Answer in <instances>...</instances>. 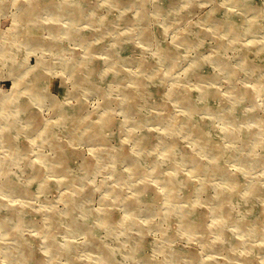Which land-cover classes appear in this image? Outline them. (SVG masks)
Masks as SVG:
<instances>
[{"label": "rangeland", "instance_id": "1", "mask_svg": "<svg viewBox=\"0 0 264 264\" xmlns=\"http://www.w3.org/2000/svg\"><path fill=\"white\" fill-rule=\"evenodd\" d=\"M32 1L0 0V264H264V0Z\"/></svg>", "mask_w": 264, "mask_h": 264}, {"label": "bare ground", "instance_id": "2", "mask_svg": "<svg viewBox=\"0 0 264 264\" xmlns=\"http://www.w3.org/2000/svg\"><path fill=\"white\" fill-rule=\"evenodd\" d=\"M83 1V0H82ZM116 1H119V0H116ZM162 1V0H161ZM168 1V3L170 4V3H174L175 4V2L173 1V0H167ZM238 1V0H237ZM80 2V1H79ZM156 2H158V1H156ZM39 3V2H38ZM174 4H171L170 6L172 7ZM162 6V5H161ZM175 6V5H174ZM177 6V5H176ZM51 8H54V5H51L50 6ZM35 9H37V6H36V0H33L32 1V4L30 5V6H28V7H22L21 8V11L23 12V17L24 16H26L25 18H28V17H32V14H33V11L35 10ZM116 10V9H115ZM220 12V11H219ZM218 12V13H219ZM129 16V15H128ZM107 17V16H106ZM229 18V20H227V22H225V23H221V24H218V25H216V11L215 12H212L207 18H205L206 20H208V21H211L212 23H213V21L215 22V26H216V30L217 31H220L221 32V35L223 36V38L225 37V36H231V33H233V32H235V33H239L240 31L239 30H237V29H233V26L235 25V23L233 22V20L232 19H230V17H228ZM227 18V19H228ZM233 18V17H232ZM41 26V25H40ZM179 32V31H178ZM24 33V32H23ZM182 37H184V39L183 40H186L187 42H188V44L190 43V40L188 41V38H187V36L185 37V36H183L184 35V32H181V34H180ZM27 37V36H26ZM146 37V36H145ZM257 37V36H256ZM187 38V39H186ZM195 39V38H194ZM57 42V41H56ZM55 42V43H56ZM82 42L83 43H85L86 44V46L90 43V38H88V35L87 36H83L82 37ZM161 46H160V49H161V53L164 55V56H166L167 54H170V52H171V49H172V47L171 46H167L166 44L164 45H162V44H160ZM219 45L220 46H224L225 44H223L222 42H219ZM102 47V45H100L99 47H98V49H100ZM128 47V46H127ZM126 47V48H127ZM124 49V48H123ZM202 50V49H201ZM249 52V51H248ZM248 57V56H247ZM216 58H218V57H216ZM219 59V58H218ZM254 61V60H253ZM38 62V61H37ZM90 61L89 60H82L81 61V63H80V65H82L83 67H86V65L89 63ZM49 65H50V63H49ZM93 67V66H92ZM98 67V66H97ZM204 67V66H203ZM44 68H47V66L45 65V66H33V67H31V68H29V69H26V70H24L25 71V73H23V75L22 74H20V75H17V78H18V87H19V85H24V84H26L27 85V87H25V88H20L19 90H17L18 91V94H19V96H16L15 97V102H17L18 103V107H19V109H18V111H19V113L22 115V117L24 118L25 116H28V119L30 120V122H33L32 120H34L35 121V123H36V125H35V127H33V126H31V127H29V130H27V131H34L35 132V136L34 137H37V138H42L43 137V135L41 134V129L43 128L42 126H40L39 125V122H38V120H36L35 118H33V117H29V113H30V111H29V108L31 107L30 106V104L29 103H27L28 102V100H30V99H35V103L34 104H38L39 103V101H40V99H41V97H43L44 95L46 96V94H41L42 93V91H41V75H40V71L42 70V69H44ZM95 70V69H94ZM238 72V71H237ZM92 73V72H91ZM24 75H26V77L24 78ZM95 75V74H94ZM236 76V75H235ZM91 77V76H90ZM90 77H88L85 81L83 80V82H86V81H89L88 83H86L88 86H91L92 87V89H97L96 88V86L94 85V84H92V83H90V82H93V80L90 78ZM94 83V82H93ZM44 86V85H43ZM147 86V87H146ZM144 87V89L145 88H148L149 90L150 89H153V86L152 87H150V82H148L147 84H145V86H143ZM263 87V86H262ZM23 90V91H22ZM247 90V89H246ZM13 91H14V89H12L11 90V93L10 94H13ZM129 93H130V91H128ZM248 91H246V93H247ZM16 94V93H15ZM8 95L9 94H6L5 96L4 95H0V100L2 99V101H3V99L5 100V99H7V98H9L8 97ZM2 97V98H1ZM21 97H23L24 98V100H22L21 99ZM184 99V98H183ZM15 106V105H14ZM57 108V111H58V113H59V115L61 116V119H60V121L59 122H64V123H67V124H70L69 122H72V120H73V118H74V115H73V112H69V110L68 109H66V107H63L62 105H60V107H56ZM17 111V112H18ZM235 112V111H234ZM238 113V112H237ZM236 120V119H235ZM5 121H7L9 124L8 125H5L3 128H2V131H3V133H2V135L0 136L1 137V139H3L2 140V142L6 145V146H8L9 148H13V147H15V146H17V147H19V142H18V139H17V136H18V133L19 132H22V127H19V125L17 124V123H15L12 119H7V120H5ZM236 122V121H235ZM24 128V127H23ZM76 130H77V127L75 126V125H71L70 124V128H69V132H70V137H72V138H78L79 136L77 135L78 134V132H76ZM13 132H14V134H13ZM62 133V132H61ZM108 133V132H107ZM145 133V132H144ZM96 134V133H95ZM150 135V134H149ZM87 136L88 135H86V136H84V138H87ZM102 135H100L99 133H97L96 134V137H101ZM112 136V135H111ZM45 137H47V135H45L43 138H45ZM80 137H82V135H80ZM152 137V136H151ZM36 139V138H35ZM97 140V139H96ZM96 140H95V142H96ZM109 140V139H108ZM112 140V139H111ZM94 141V140H93ZM110 141V140H109ZM99 142V141H98ZM146 142V141H145ZM20 147H21V145H20ZM123 148V147H122ZM121 148V149H122ZM170 148H171V150H172V148H173V145L171 146L170 145ZM15 149H16V147H15ZM20 149V148H19ZM126 149V148H125ZM13 150V149H12ZM127 150V149H126ZM20 151V150H19ZM65 151V150H64ZM122 151V150H121ZM14 152V151H13ZM12 152V153H13ZM11 153V152H10ZM69 153V152H68ZM121 153V152H120ZM66 155L67 154V152L65 151V153H63V155ZM70 154V153H69ZM64 155V156H65ZM55 156V157H54ZM53 157H51V160H53V162H58V158H60V154H59V152H57V154H56V152H55V155H54ZM8 157V156H7ZM121 157V156H120ZM90 158V157H89ZM136 159L137 158H132L131 159V162L133 163V165L136 163L135 161H136ZM147 159V158H146ZM44 160V162L46 161L45 159H43ZM70 160V159H69ZM72 160V159H71ZM70 160V161H71ZM3 162H4V160H3ZM74 163V162H73ZM174 163V162H173ZM68 164V163H67ZM175 164V163H174ZM124 165V164H123ZM138 165V164H137ZM136 165V168L138 169V166ZM63 166V165H62ZM172 167H174V165H172ZM116 168V167H115ZM139 170V169H138ZM146 171V170H145ZM72 172H74L73 171V169H72ZM122 174H124V172L122 173ZM68 180V179H67ZM9 181H10V183L12 182L13 183V185L14 186H16L17 185V182H15V177L14 176H12V177H10L9 178ZM12 185V184H11ZM18 186H20V185H18ZM20 188V187H19ZM20 190V189H19ZM22 190V189H21ZM27 190H30V189H28L27 188ZM102 191V190H101ZM149 192V191H148ZM254 193V192H253ZM140 196H141V194H140ZM147 199V198H146ZM234 200V199H233ZM224 210L225 209H223V208H220V210H218L217 209V213L218 214H220V216H221V214L222 213H224ZM109 212V211H108ZM233 212V211H232ZM109 215V214H108ZM16 219L17 220H19L18 219V216L16 217ZM36 221V220H35ZM16 222V224H18V222L19 221H15ZM189 222V221H188ZM190 223V224H189ZM189 223H187V224H189V225H191V223H192V226H193V224H195L194 222H193V220H191ZM219 226L220 225H218L217 226V229L219 228ZM226 233V232H225ZM226 237V236H225ZM230 238V237H229ZM146 239H148L147 237H146ZM19 242H22L21 240H18ZM145 242H147L146 240H145ZM146 247V246H145ZM144 248V247H143ZM183 248V247H182ZM146 250V249H145ZM183 251V250H182ZM185 251V250H184ZM178 252H179V250H178ZM177 252V253H178ZM24 253L21 251V249H19V257L20 258H22V256L24 257ZM36 255V254H35ZM203 255V254H202ZM139 256V255H138ZM250 257V256H249ZM225 263V262H224Z\"/></svg>", "mask_w": 264, "mask_h": 264}]
</instances>
